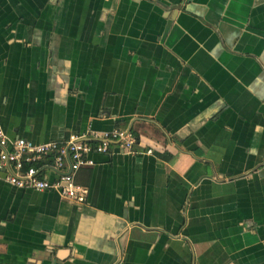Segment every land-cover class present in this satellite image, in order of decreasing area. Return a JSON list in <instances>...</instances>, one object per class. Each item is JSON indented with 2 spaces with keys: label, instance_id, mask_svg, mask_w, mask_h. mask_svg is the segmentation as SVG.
Here are the masks:
<instances>
[{
  "label": "crops",
  "instance_id": "crops-1",
  "mask_svg": "<svg viewBox=\"0 0 264 264\" xmlns=\"http://www.w3.org/2000/svg\"><path fill=\"white\" fill-rule=\"evenodd\" d=\"M0 125L138 140L82 204L0 172V264H264V0H0Z\"/></svg>",
  "mask_w": 264,
  "mask_h": 264
},
{
  "label": "built area",
  "instance_id": "built-area-1",
  "mask_svg": "<svg viewBox=\"0 0 264 264\" xmlns=\"http://www.w3.org/2000/svg\"><path fill=\"white\" fill-rule=\"evenodd\" d=\"M137 145L136 136L128 128L88 127L62 139L33 142L8 136L0 125V172L16 188L51 190L64 200L82 204L86 202L88 188L76 176L79 170L95 165L92 154L112 153L115 148L135 154Z\"/></svg>",
  "mask_w": 264,
  "mask_h": 264
}]
</instances>
